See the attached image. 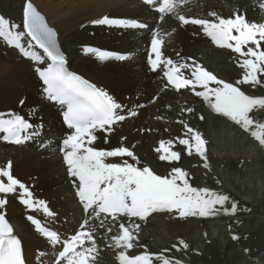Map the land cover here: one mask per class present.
Instances as JSON below:
<instances>
[{"label": "bare ground", "instance_id": "bare-ground-1", "mask_svg": "<svg viewBox=\"0 0 264 264\" xmlns=\"http://www.w3.org/2000/svg\"><path fill=\"white\" fill-rule=\"evenodd\" d=\"M27 4L54 31L68 67L120 104L123 121L90 130L85 138L98 160L148 191L147 202L174 205L152 209L143 219H93L90 236L72 255L75 264H124L136 257L139 264H264V0L197 5L195 13L216 23L238 16L259 33L243 41V54L214 45L197 28L162 20L160 27L173 31L165 37V53L178 63L192 60L215 79L195 89L196 95L161 91L155 76L145 73L136 54L147 39L143 33L101 25L107 18L153 17L137 0H0V14L16 34ZM93 48L131 56L102 62L87 55ZM39 67L0 40V113L23 117L34 133L16 146L0 141V213L20 237L29 264H53L58 248L24 216L71 234L81 210L58 152L66 131L60 112L41 93ZM135 109L138 114L129 116ZM8 176L21 186H11ZM26 190L34 199L31 209L19 201Z\"/></svg>", "mask_w": 264, "mask_h": 264}]
</instances>
